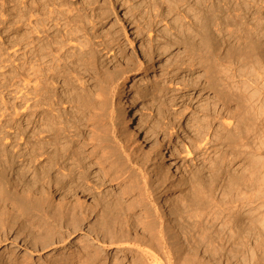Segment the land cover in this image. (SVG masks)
I'll use <instances>...</instances> for the list:
<instances>
[{"label": "rangeland", "instance_id": "rangeland-1", "mask_svg": "<svg viewBox=\"0 0 264 264\" xmlns=\"http://www.w3.org/2000/svg\"><path fill=\"white\" fill-rule=\"evenodd\" d=\"M251 2V9L256 7L261 10L259 16H264V1ZM232 4V0H0V113L5 102L8 110L4 116L6 126L0 129V135L1 132L5 133L8 140L3 139L2 146L10 153H26L27 150L31 151L28 141L32 143L37 137L55 136L61 143L72 141L87 166L85 170L82 169L87 177L82 183L87 189L84 193L79 191L81 184L75 187L76 190L69 188L70 192L68 188L56 191L54 186L45 187V193L44 187L30 178L33 167L29 169L27 181L21 177L19 171L27 166L19 157L14 167L3 168L5 171L0 169V184L2 190L8 193H2L0 186V220L6 218L9 221L12 217L18 222L8 233L7 240L2 238L0 241V252L4 246L8 248L0 255L3 264L133 262L132 255L123 258L119 254L113 255L114 250L98 255L94 249L97 244L94 247L83 244L82 231L75 232L65 248L58 245L56 250L52 247L40 249L42 240H51L54 233L57 234L53 238L57 239L62 231H46V235H42L45 225L37 212H33L35 209L17 218L19 209L15 202L29 203L27 199L30 196L34 205L38 203L40 193L48 195L55 205H76L84 231L88 226L96 225L97 222L93 224L96 220L100 222L99 218L102 219V211L94 204L101 197L103 200H113L119 196L125 206L134 205L129 211L131 213L127 214L129 217L126 212L121 216L124 222L132 219L127 221L132 239L136 232H141L138 222L146 221L145 212L154 218L158 202L168 212L177 199L187 194L186 186L189 183L202 181L209 185L212 179L210 170L214 165L219 167V171L223 170L217 177L214 193L218 200L226 195L223 191L229 183L228 173L238 175V172H245L246 165L256 160L264 168V148H257L256 141L259 139L256 136V139H249L251 145L248 148L236 152L238 156L234 161L231 160L234 150L218 139L221 132L234 129L236 125L229 109H236L237 105L230 103L225 93L220 91L222 86L214 84V75L221 72L222 76L219 77L224 78L231 66L229 50L235 44L232 38L235 29L232 25L233 11H230L234 6ZM259 4L263 6L259 8ZM27 9L34 14L38 12L32 14L31 19L34 23L38 21L41 31L46 30L50 35L57 33L56 29L71 32L69 39L57 45L59 50L55 48L48 55H43V61L32 59L29 65L23 63L26 49L22 44V34L26 28L20 21L23 20L21 14ZM39 9H44L46 14H40ZM48 12L49 15L52 12V19L47 18ZM253 13L248 15L250 26L256 22ZM31 29L34 33V28ZM33 33L35 36L36 32ZM82 50H86L87 55L83 56ZM36 61L40 66L49 65L46 72H42L46 75H34L33 69L38 67ZM29 66L34 68L30 69ZM56 67H59L58 70ZM25 74L30 77H25ZM137 74H141L142 78L133 83L132 79ZM200 76L203 78L198 79ZM25 78L31 79L29 90L25 89ZM250 81L246 82L250 84ZM239 82L244 84V78ZM251 89L253 92L252 87L249 91ZM205 107L213 110L203 116L200 110ZM1 114L0 124L4 119ZM210 114L216 118L211 119ZM127 115H131V120L139 127L141 140L132 138L128 133ZM200 121L202 131L197 127ZM143 135L152 145L142 141ZM48 151L51 152V148ZM37 163L35 161L34 164ZM155 166H158L157 174L151 171L152 180L147 172ZM145 189L149 190V194ZM139 192L141 195H138ZM177 219L180 222V218ZM221 225L222 220L216 223L214 233L219 229L220 235L229 236L230 231ZM224 241L223 238L220 243ZM135 243H131L133 249L137 248ZM53 251L56 253L52 254ZM86 252L96 256L86 261Z\"/></svg>", "mask_w": 264, "mask_h": 264}, {"label": "bare ground", "instance_id": "bare-ground-1", "mask_svg": "<svg viewBox=\"0 0 264 264\" xmlns=\"http://www.w3.org/2000/svg\"><path fill=\"white\" fill-rule=\"evenodd\" d=\"M232 1L234 6H232L233 9L230 11L231 12L233 11V18H232L233 23L232 22L231 23L235 28L233 35L234 37H232L233 40L235 41L234 42L235 44L229 50V58H230L229 62L231 66L230 69H228L229 70L228 74L223 75L225 77L224 78L222 77V79H220L219 77V75H221L220 74L221 72L219 73V75H216L218 73L215 74L216 71L213 73L215 74L214 84L217 87L222 86L221 87L222 89H220V91L225 93V96L227 97L230 103L237 105L236 109L233 110L229 109L230 112L229 114L236 121V125L235 127H233L234 129L228 128L226 132L223 133L221 132L222 134L218 133L219 141L223 144H227V146L229 145L230 149L234 150L233 153L231 154V160L234 161L238 156L236 152H238L239 149L244 147L248 148L249 145H251L250 143L251 137L253 139H256L254 138L256 136L259 139V141L258 140L256 141L258 142L257 148L259 150L264 148V101L262 100V98L264 97V16L262 17H260L261 15L259 16L261 10L259 11V9L258 10L255 9L256 7L254 9H251L252 7L251 5L252 2L250 3L251 0H232ZM253 3L257 5L255 2ZM261 4H263V2ZM261 6L259 4V8H261ZM254 10L255 12L253 13L252 11ZM36 13L38 12L36 11L35 14ZM39 13L42 15L46 14L44 9L43 10L39 9ZM51 13L52 12H50L49 15L48 12L47 14L48 19L52 17ZM250 13H253V17L256 18L255 20L256 22L253 23L252 26H250L249 25L250 22L248 23L247 21L248 15ZM32 14H34V12L27 9L26 11L23 12V14H21V16L23 15V20H20L23 21L22 23L26 28L24 30L25 32L24 33L22 32L23 33L22 44L26 49L23 53V55L25 56L23 57L24 58L23 63L24 64L28 63V65L30 64L32 59H36L37 61L39 60L43 61L44 58L43 55H48V53H50L52 50H55V48L56 50H59L60 47H58L57 45L64 43L66 39L70 38L68 37V35L71 34L70 31L62 32L60 29H56V31L58 32L56 33L55 30H53L55 33L54 35H52L53 33H51L52 35L51 36L49 33L46 32V30L41 31L38 28V24H37L38 21L34 20L35 21L34 23L33 20L31 19L35 15L34 14L32 16ZM33 23L34 26H32ZM31 28H34L35 30L34 33L36 32L35 36L32 35L33 31ZM41 32L44 33V35L42 34L43 36L40 35ZM81 53L82 55L83 54L87 55L88 52L86 50H82ZM81 53L79 54L81 55ZM225 56H228V54ZM193 59L194 58H192L191 60ZM37 61L35 62L36 64H38ZM39 64L37 68H34L33 66L32 67L29 66L30 69L34 68L33 73L37 77L46 75L43 74L42 72H46L45 69H47V67L49 66L48 65L45 67V66H40ZM58 68L56 67L57 70ZM25 75H24L25 77H28L27 76L28 74ZM253 75L255 77L251 78ZM21 77H23V75ZM242 77L244 78L245 83L239 84L240 83L239 80ZM28 78H25L24 80L26 82L25 89L27 90L30 89L29 87L31 84L30 83L31 79ZM141 78H142L141 74L140 75L137 74L136 76L133 77L132 81L133 83H135L139 81ZM201 78L203 77L202 76L198 77V79ZM223 80L226 81V83H224ZM246 81H250L251 83L248 84L249 82ZM202 82L203 81H200V84H203ZM231 82L234 83V85H232ZM32 86H34L35 88L37 87V85H32ZM250 87L253 88L254 90L253 92L252 89L251 91H249ZM35 88H33V90ZM5 103H3L4 106L2 110L4 119L0 124V129L2 126H6L7 119H5L4 116H5V111L7 110V106H5L7 103L6 104ZM211 110L213 109L211 108ZM211 110L205 107L202 108L200 111L202 112L203 116H205L206 114L211 113L212 112ZM125 118L127 121L126 127L130 136L132 138L141 140V131L139 127H137L134 124L133 120H131V115H127ZM214 118L216 117L215 115L212 114L211 119ZM200 124L197 126L198 130H200V128L203 127L202 124L201 125ZM4 135L5 133L2 134L1 132L0 135V146H1L0 169L1 170L4 169L6 170L8 169V167H14L17 159L21 158L22 163L25 162V165L27 166V168L25 167L21 168V171H19L21 177L26 180V178L28 177V173L30 171L29 169L33 167V170L31 171L32 177L30 178L34 181V183H38L39 185L43 186L44 191H45V187H51V186H54V189L56 191L62 188L63 189L68 188L67 190H69V188L72 187L71 189H74L75 187L80 186V184H81V188L79 187L80 188L79 191H82V193L87 191L86 186L82 185L84 180L87 178L85 177V173H84L85 171L83 172L82 170L85 168L86 165L84 163V159H82L79 156L77 149L74 148L72 141L70 140H69L70 142L63 141L64 143H61L58 137L48 136V138H43L41 136L42 138L37 137L35 138L34 141H32V143L28 141V143H30L31 151L27 150L26 153H22V152L10 153L7 151V149L4 146H2L3 139H5V141L7 139ZM22 136L23 135H21V137ZM142 141H145L146 143L152 145V142L144 135ZM48 148H51V152H49L50 150L48 151ZM228 157L230 156L228 155ZM67 160H70L71 162L67 163ZM35 161L36 162L38 161V163L34 164ZM248 164L249 165H246L247 168H244L245 172L240 171L241 173L239 174L238 172V175L237 173H228L229 171H227L228 175H230L229 176L230 179H228L229 183L225 186L227 187V189L224 188L225 191H223V193L226 195L225 197L222 198V200L216 199L214 197V193L216 190L217 177L219 174L222 173L223 170L219 171V167L214 165L215 167L210 170L212 173L211 174L212 179L210 184L209 185L204 184L202 181L197 182V184H194L195 182L189 183L190 185L186 186L188 188L187 194H184L182 197H180V199H177L174 202V205L172 204L173 207H171L170 210H168V212L165 211V209H163V206L159 202H158V207L156 206L157 207L156 209L158 210L157 211L155 210L156 211L154 213L155 215L153 214L154 218L150 216L149 213L147 215V212H145L146 211L145 210L144 215L146 216L144 217L146 218L145 219L146 221L142 220L141 223L138 222V226L140 225L141 232L140 231H138L139 233L136 232L135 235H133L132 239L130 236L131 234H129L130 228L129 225L127 224L128 223L127 221H131L132 219L128 218L129 216L127 214L129 213V211H131L134 205L132 206L131 204H129L125 206L124 201L119 196H116V198L114 197L115 199L113 200H109V199L105 200L106 198L103 200L102 197L100 196L101 199L98 200L97 203L94 205L99 206L100 211H102L101 212L102 217L100 216L102 219L99 218V221L101 220L100 222L96 220L93 224H95L96 222L97 224L93 225L92 227L88 226V228H86L85 231L83 227L84 226L83 221L81 220L82 218L80 219L78 217L77 206L75 205L69 207L68 205L67 207L66 206L67 204L55 205V203L53 204V202L50 201V199H48L47 197L48 195L47 196L45 195L46 191L45 193H40L39 199L37 200L38 203L36 205L33 204L34 200L32 201L31 196L30 199H27L29 203L26 202L18 203L19 201L15 202L18 206V207L16 206L17 210L19 209L18 210L19 213L16 214L18 215L17 218L19 217L20 214L24 217L25 215L29 214V212H32V209L33 210L35 209V211L33 212H37V216L44 223L43 225H45V226L42 225L43 228L41 227L42 230L45 231L44 233H41L42 235L45 234L46 231L47 232L62 231L59 232V234L57 235V239L53 238L54 234H57L54 233L53 237H51V240H47V241L42 240L43 244L40 249H46L48 247H52L53 250H56L59 247L58 245H61L62 248H65L68 239L73 234H75V232L82 231V236L84 239L83 244H88V247L89 246L94 247L95 246L94 244H97V246L94 247V249L96 252H98V255L102 253H108L109 250L111 251L114 250L113 255L119 254L122 255L123 258H125L126 255L130 254V256L132 255L133 257L132 264H264V168L259 160L250 162ZM157 168L158 166H155L149 172H147V176L150 177L152 180L153 177L151 176V171H153L155 175L157 174ZM60 170H62L64 173H62V171ZM236 170L234 171L236 172ZM1 187L2 190L3 186ZM151 188L152 187L150 186V189ZM4 189L7 188L4 187ZM70 190L68 192H70ZM145 191L148 193L149 190L147 191V189H145ZM3 192L7 193V190L6 191L2 190V193ZM138 195H141V192H139ZM143 195H145V193ZM128 206L131 208H129ZM123 212H126V216H128L126 218L129 219L125 222L124 219L121 218ZM243 212H245L244 215L242 214ZM82 215L85 214L82 213ZM177 218H180V222L177 221L179 220ZM157 219L160 220L157 221ZM220 220H222L221 227L222 226H223L222 228L226 227V229L230 231L229 236L223 237L224 234L220 235L221 231L219 229L214 233L216 229V223H218V221ZM9 221H6V218L5 220H3V218L0 220V241H2V238L4 241H6L7 235L9 232H12L11 229L13 228V226L16 224L18 225V222L13 220L12 217ZM38 230L40 231V229ZM223 238L225 239V241L223 243H220L221 241H223ZM130 240L133 243L136 242L135 244L137 245V248L136 247L135 248L138 250L132 248V244H131L132 242L130 243ZM225 243H227V246H225ZM109 246L111 247V249H106ZM25 250L29 251L27 249ZM5 251H8V248L6 246H4L2 252H0V255H2ZM201 251L203 252L202 254ZM54 253L56 252L53 251L52 254ZM110 255H112V253H110ZM85 256L88 258V259L86 258V261L87 260L90 261L89 259L94 258L96 255L95 254L92 255L91 253L89 254V252H86ZM3 262H4L3 259L0 260V264H3ZM118 263L119 262L117 261L116 264Z\"/></svg>", "mask_w": 264, "mask_h": 264}]
</instances>
